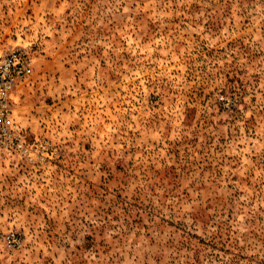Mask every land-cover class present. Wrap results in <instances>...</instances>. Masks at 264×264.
Returning a JSON list of instances; mask_svg holds the SVG:
<instances>
[{
    "label": "rangeland",
    "instance_id": "1",
    "mask_svg": "<svg viewBox=\"0 0 264 264\" xmlns=\"http://www.w3.org/2000/svg\"><path fill=\"white\" fill-rule=\"evenodd\" d=\"M13 49L0 264H264V0H0Z\"/></svg>",
    "mask_w": 264,
    "mask_h": 264
},
{
    "label": "built area",
    "instance_id": "2",
    "mask_svg": "<svg viewBox=\"0 0 264 264\" xmlns=\"http://www.w3.org/2000/svg\"><path fill=\"white\" fill-rule=\"evenodd\" d=\"M32 59L22 49H13L0 57V153L30 156L38 153L41 142L31 143L26 131L13 116L12 94L32 73Z\"/></svg>",
    "mask_w": 264,
    "mask_h": 264
}]
</instances>
